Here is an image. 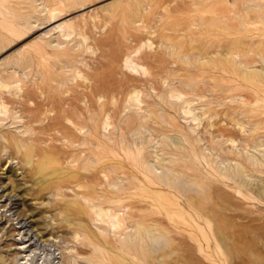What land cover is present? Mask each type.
<instances>
[{"label": "rangeland", "instance_id": "rangeland-1", "mask_svg": "<svg viewBox=\"0 0 264 264\" xmlns=\"http://www.w3.org/2000/svg\"><path fill=\"white\" fill-rule=\"evenodd\" d=\"M12 75L0 264H264V0H0Z\"/></svg>", "mask_w": 264, "mask_h": 264}, {"label": "bare ground", "instance_id": "bare-ground-1", "mask_svg": "<svg viewBox=\"0 0 264 264\" xmlns=\"http://www.w3.org/2000/svg\"><path fill=\"white\" fill-rule=\"evenodd\" d=\"M263 9V8H262ZM258 13L260 14V16L263 15V11L262 10H259ZM54 16V19H58L61 14H60V11L58 12H55L53 14ZM58 27L60 28H64L66 29V32L63 33V35L65 36H69V31L67 29V23H64V22H60L58 24ZM129 60V59H127ZM19 77L18 76H10L8 79H1L0 78V87L3 86L4 88L6 87H12V88H15L16 87V90L17 92H20V91H26L28 88H22L21 86H18V82H19ZM11 83H17L16 85H13V86H10ZM131 98L134 99V100H137L138 98V94H137V91H135L132 95H131ZM62 100V99H61ZM40 104H38L37 106H39ZM60 108V106H58ZM30 110L32 111H35L38 109V107H34V108H29ZM67 110V109H65ZM195 108H193L191 106V103L189 101H187V113L188 114H191L192 115V119L194 121L196 120H199L201 118V116H198L197 113L195 112ZM6 111V105L3 103V104H0V114H4ZM137 114L134 115L133 117V121H136V118H137ZM32 119H35V117H32ZM53 120H57L56 122H53V120L49 121V122H45V120L43 121V125H42V129H45L47 131H52V130H60L61 129V126L62 123L64 122L63 121V118L61 115L59 114H56V116H54L52 118ZM139 126H142L143 122L141 120H137ZM130 124V123H129ZM239 126H241V129H244L247 127L246 124L242 123V122H238ZM230 141H232V143H234V139H229ZM24 158L23 160L27 163H29L32 159V153L29 152V151H26L24 152L23 154ZM1 187H3L4 190H2L0 192V197H4V196H7V199H5V203L3 204V206H7L8 203H10L9 201L11 200V198L15 195H17L15 192L13 193V190H10L9 192H6V185H1ZM99 211H101L100 209H98ZM21 222V220L19 221ZM23 223V224H22ZM21 228H25L27 226V219L24 221V222H21ZM113 224L114 225H117V222L114 220L113 221ZM29 230V229H28ZM31 230V229H30ZM27 233V232H26ZM25 233V234H26ZM19 234L21 235L22 234V231L19 232ZM30 234L28 233V235L24 236L25 238H27ZM37 235V233H36ZM34 238V240H36L35 237H29V239L27 241H30ZM27 241H23V242H20L21 243V246H18L17 249H18V252H26L25 255H23L26 260L24 261H18V264H27L29 263V260L32 255V253L35 251V247L36 246H32V243L28 244ZM34 242V241H33ZM30 247V249H28ZM53 254H55L54 252L52 253V256L51 258H53L54 260L52 261L53 264H79V261L77 260V256L71 251H66L64 253V258L63 259H58L57 261H55V256H53ZM36 255V252H34L33 256ZM32 259V257H31Z\"/></svg>", "mask_w": 264, "mask_h": 264}]
</instances>
